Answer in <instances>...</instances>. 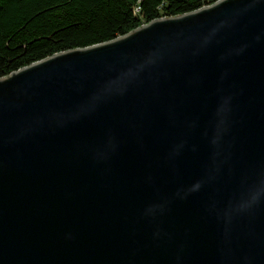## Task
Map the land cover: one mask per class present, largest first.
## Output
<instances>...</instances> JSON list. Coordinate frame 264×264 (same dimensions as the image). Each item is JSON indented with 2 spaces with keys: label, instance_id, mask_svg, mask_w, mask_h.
Here are the masks:
<instances>
[{
  "label": "water",
  "instance_id": "water-1",
  "mask_svg": "<svg viewBox=\"0 0 264 264\" xmlns=\"http://www.w3.org/2000/svg\"><path fill=\"white\" fill-rule=\"evenodd\" d=\"M0 264H264V0L0 77Z\"/></svg>",
  "mask_w": 264,
  "mask_h": 264
},
{
  "label": "trees",
  "instance_id": "trees-1",
  "mask_svg": "<svg viewBox=\"0 0 264 264\" xmlns=\"http://www.w3.org/2000/svg\"><path fill=\"white\" fill-rule=\"evenodd\" d=\"M217 0H0V77Z\"/></svg>",
  "mask_w": 264,
  "mask_h": 264
}]
</instances>
